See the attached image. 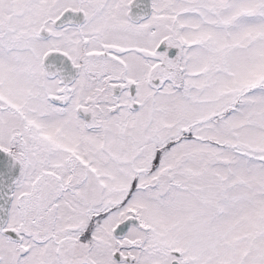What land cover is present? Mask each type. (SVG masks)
<instances>
[{
	"label": "snow or ice",
	"instance_id": "snow-or-ice-1",
	"mask_svg": "<svg viewBox=\"0 0 264 264\" xmlns=\"http://www.w3.org/2000/svg\"><path fill=\"white\" fill-rule=\"evenodd\" d=\"M0 264H264V0H0Z\"/></svg>",
	"mask_w": 264,
	"mask_h": 264
}]
</instances>
